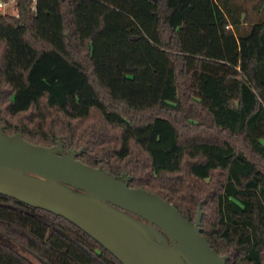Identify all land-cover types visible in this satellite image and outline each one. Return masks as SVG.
I'll use <instances>...</instances> for the list:
<instances>
[{"label":"trees","instance_id":"trees-1","mask_svg":"<svg viewBox=\"0 0 264 264\" xmlns=\"http://www.w3.org/2000/svg\"><path fill=\"white\" fill-rule=\"evenodd\" d=\"M18 0L0 13V125L156 192L227 264H264V0ZM0 264H124L0 193ZM3 236V237H2Z\"/></svg>","mask_w":264,"mask_h":264},{"label":"water","instance_id":"water-1","mask_svg":"<svg viewBox=\"0 0 264 264\" xmlns=\"http://www.w3.org/2000/svg\"><path fill=\"white\" fill-rule=\"evenodd\" d=\"M0 125V193L70 219L124 264H227L194 221L156 192Z\"/></svg>","mask_w":264,"mask_h":264},{"label":"rangeland","instance_id":"rangeland-1","mask_svg":"<svg viewBox=\"0 0 264 264\" xmlns=\"http://www.w3.org/2000/svg\"><path fill=\"white\" fill-rule=\"evenodd\" d=\"M247 1L248 2L245 3L247 8L249 9L248 14H247V19H250V18L253 19L254 17H257V12L253 9V5H252L253 0L252 1L251 0H247ZM0 237H1V235H0ZM7 239L8 240H6V242L8 244H10L12 247H14L17 251L21 252L24 256H26L30 260L36 262L37 264H46V262H44L41 258H39L34 253L30 252L29 250H27L24 247H22L21 245H19L13 239L8 238V237H7Z\"/></svg>","mask_w":264,"mask_h":264},{"label":"built area","instance_id":"built-area-1","mask_svg":"<svg viewBox=\"0 0 264 264\" xmlns=\"http://www.w3.org/2000/svg\"><path fill=\"white\" fill-rule=\"evenodd\" d=\"M18 0H0V13H14L18 14L17 10ZM36 0H32V7L35 8Z\"/></svg>","mask_w":264,"mask_h":264},{"label":"crops","instance_id":"crops-1","mask_svg":"<svg viewBox=\"0 0 264 264\" xmlns=\"http://www.w3.org/2000/svg\"><path fill=\"white\" fill-rule=\"evenodd\" d=\"M251 1H252V0H251ZM254 1L257 2V0H253V2H254ZM241 2H243V3H244V2L247 3L248 1H247V0H241Z\"/></svg>","mask_w":264,"mask_h":264}]
</instances>
